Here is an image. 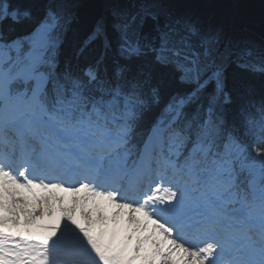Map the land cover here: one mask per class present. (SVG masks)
<instances>
[{"label":"snow or ice","instance_id":"6c2138e0","mask_svg":"<svg viewBox=\"0 0 264 264\" xmlns=\"http://www.w3.org/2000/svg\"><path fill=\"white\" fill-rule=\"evenodd\" d=\"M241 27L0 0V264H264V46Z\"/></svg>","mask_w":264,"mask_h":264},{"label":"trees","instance_id":"16d2710c","mask_svg":"<svg viewBox=\"0 0 264 264\" xmlns=\"http://www.w3.org/2000/svg\"><path fill=\"white\" fill-rule=\"evenodd\" d=\"M12 6L26 8L38 7L47 0H7ZM129 5L148 4L151 0H123ZM93 5L103 3V0H90ZM178 12H188L199 15L210 21L238 20L243 27L233 33L237 43L248 44L251 47L245 49L250 56H255L264 46V0H172ZM89 8L87 14L95 11ZM10 22H6L5 26ZM257 91H259L260 79L256 78ZM250 146L254 145L256 137L245 134Z\"/></svg>","mask_w":264,"mask_h":264},{"label":"bare ground","instance_id":"6f19581e","mask_svg":"<svg viewBox=\"0 0 264 264\" xmlns=\"http://www.w3.org/2000/svg\"><path fill=\"white\" fill-rule=\"evenodd\" d=\"M44 222H47V218H46L45 221H43L41 223H44ZM33 231H34L35 234H46L47 230L42 229V228H35Z\"/></svg>","mask_w":264,"mask_h":264},{"label":"rangeland","instance_id":"374dc122","mask_svg":"<svg viewBox=\"0 0 264 264\" xmlns=\"http://www.w3.org/2000/svg\"><path fill=\"white\" fill-rule=\"evenodd\" d=\"M60 194H62V195H66V196L69 195V194H67V193H60ZM68 202L70 203V200H69Z\"/></svg>","mask_w":264,"mask_h":264}]
</instances>
